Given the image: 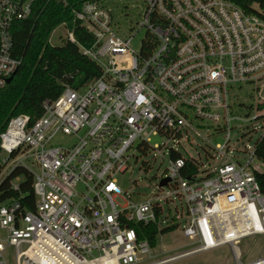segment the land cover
<instances>
[{
    "label": "built area",
    "instance_id": "obj_1",
    "mask_svg": "<svg viewBox=\"0 0 264 264\" xmlns=\"http://www.w3.org/2000/svg\"><path fill=\"white\" fill-rule=\"evenodd\" d=\"M59 1L69 16L53 31L64 28L101 74L65 85L57 100L44 102L42 117L16 115L1 134L7 171L0 183L17 167L30 169L36 202L29 210L17 199L0 203V264L13 247L17 264H166L225 245L243 264L235 247L264 234L255 168L263 162L256 149L264 102L248 120L259 119L263 131L242 146L239 137L252 135L242 131L247 119L231 96L236 85L264 81V4L253 2L250 12L232 0ZM38 3L0 0V88L23 62L14 26ZM129 10L139 19L125 26ZM76 24L93 35L90 46L77 41ZM159 136L162 142L152 141ZM192 136L203 142L196 155L188 150ZM221 136L224 142L215 141ZM143 152L169 165L157 190L136 200L117 177ZM136 224L157 226V242L163 229L182 227L195 248L162 256L165 247L158 252L159 242L141 239ZM245 264H264V257Z\"/></svg>",
    "mask_w": 264,
    "mask_h": 264
},
{
    "label": "trees",
    "instance_id": "obj_2",
    "mask_svg": "<svg viewBox=\"0 0 264 264\" xmlns=\"http://www.w3.org/2000/svg\"><path fill=\"white\" fill-rule=\"evenodd\" d=\"M235 4L254 12L250 8L253 2L264 4L263 0H232ZM69 7L59 0H39L32 16L14 26L15 54L23 59L22 66L11 83L0 88V136L10 122L19 114H28L34 122L44 111L46 100L55 101L65 85L80 87L100 76L97 63L89 60L75 42L60 36L57 42H50L53 30L68 19ZM77 41L85 47L90 46L93 35L79 24L74 26ZM1 143V137H0ZM2 148H0V154ZM256 155L264 163V134L260 138ZM172 158L180 156L173 152ZM1 169V166H0ZM192 172L197 169L189 163ZM256 178L264 191V171L256 172ZM19 183V189L13 188V182ZM17 199L26 209L35 207L33 173L30 169L17 167L0 183V203ZM141 229L140 238L148 239L157 245L158 229L154 224H136ZM175 230L165 228L162 233Z\"/></svg>",
    "mask_w": 264,
    "mask_h": 264
},
{
    "label": "rangeland",
    "instance_id": "obj_3",
    "mask_svg": "<svg viewBox=\"0 0 264 264\" xmlns=\"http://www.w3.org/2000/svg\"><path fill=\"white\" fill-rule=\"evenodd\" d=\"M128 15H124L121 20V24L128 26L131 22H135L139 19L138 13L134 10H129ZM67 32L64 28L59 27L52 34V41L57 42L60 36H65ZM144 31H140L136 40L133 42L135 47H138L139 40L143 37ZM257 86H260L258 90H255ZM231 98L238 104L241 103L239 109V115L245 119L247 122H243L245 126H243V132H250L252 138L248 139L247 137H239L240 142L239 145H254L256 139L263 131L261 127H259L260 120H253L249 122L248 120L253 119L258 114L261 113L259 109H256L257 103L264 102V81L258 83L256 86L252 84H239L236 85L232 90ZM251 106V108H249ZM206 133V131H203ZM240 136V135H239ZM233 134V142L234 138ZM58 141L66 139L65 136H61L57 138ZM164 139L159 137L153 138V142H162ZM224 137H220L216 139L217 142H224ZM192 143L188 144V150L191 155H196L201 151V145L203 142L197 139L195 136H192ZM192 144V145H191ZM137 159L132 160L130 168L127 172L118 175V181L121 189L123 191H128L133 195V198L136 200H143L147 195L156 191L160 182V173L164 171L166 167L169 165V160L165 156L157 155L154 157L153 153L143 152V154L139 155L136 153ZM203 155V154H202ZM6 158V154L1 152L0 154V173H5L7 171L6 166H3V160ZM255 168L257 171H264V163L256 161ZM171 211V208H170ZM172 215V212H170ZM157 251L160 252L162 246L166 249V254L162 256H171L179 254V252L195 248L196 244H192V241L188 239L184 235L182 227H178L177 229L162 234L161 238L158 241ZM239 250L242 254V262L243 264L255 261L261 257H264V234L254 235L245 237L239 242ZM5 260L6 264H17L15 260V249L9 248L5 251ZM237 260L233 256V250L228 246H220L214 248L209 251L195 253V255H191L188 257H184L179 259L178 261L169 262L166 264H236Z\"/></svg>",
    "mask_w": 264,
    "mask_h": 264
},
{
    "label": "water",
    "instance_id": "obj_4",
    "mask_svg": "<svg viewBox=\"0 0 264 264\" xmlns=\"http://www.w3.org/2000/svg\"><path fill=\"white\" fill-rule=\"evenodd\" d=\"M14 77H15V74L14 75H12V76H10V77H8V79H7V83H11V81L14 79ZM170 179L169 178H164L162 181H161V185H165V184H167V182L169 181Z\"/></svg>",
    "mask_w": 264,
    "mask_h": 264
},
{
    "label": "bare ground",
    "instance_id": "obj_5",
    "mask_svg": "<svg viewBox=\"0 0 264 264\" xmlns=\"http://www.w3.org/2000/svg\"><path fill=\"white\" fill-rule=\"evenodd\" d=\"M234 251H235V253H239V247H238V245L235 247Z\"/></svg>",
    "mask_w": 264,
    "mask_h": 264
}]
</instances>
